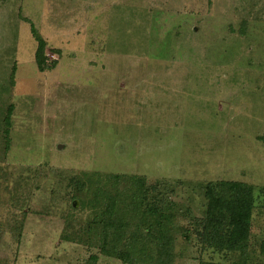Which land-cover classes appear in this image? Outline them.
Wrapping results in <instances>:
<instances>
[{
  "label": "rangeland",
  "instance_id": "rangeland-1",
  "mask_svg": "<svg viewBox=\"0 0 264 264\" xmlns=\"http://www.w3.org/2000/svg\"><path fill=\"white\" fill-rule=\"evenodd\" d=\"M223 182L253 188L245 251L202 240ZM161 234L264 264V0H0V264H159Z\"/></svg>",
  "mask_w": 264,
  "mask_h": 264
},
{
  "label": "trees",
  "instance_id": "trees-1",
  "mask_svg": "<svg viewBox=\"0 0 264 264\" xmlns=\"http://www.w3.org/2000/svg\"><path fill=\"white\" fill-rule=\"evenodd\" d=\"M32 34L38 42L35 56L38 68L45 71L50 67L46 56L47 43L34 26H32ZM219 187L222 194L217 195L213 190L208 194V231L202 240L216 250L245 251L248 246L250 222L253 216V188L235 182H223ZM112 211L113 208H107L102 215L103 219L111 226L114 224ZM159 236L160 248L157 261L159 264H171L173 241L170 235L161 234ZM261 252L264 255V243ZM105 254H110L123 262L132 263L125 253L105 251ZM97 259V257H92L91 262L93 263H90L94 264Z\"/></svg>",
  "mask_w": 264,
  "mask_h": 264
}]
</instances>
